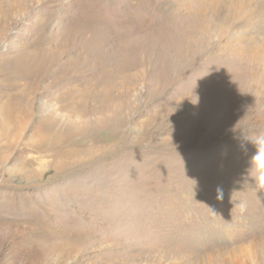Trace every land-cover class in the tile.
<instances>
[{"label":"rangeland","instance_id":"rangeland-1","mask_svg":"<svg viewBox=\"0 0 264 264\" xmlns=\"http://www.w3.org/2000/svg\"><path fill=\"white\" fill-rule=\"evenodd\" d=\"M260 139L264 0H0V264H264Z\"/></svg>","mask_w":264,"mask_h":264},{"label":"clouds","instance_id":"clouds-1","mask_svg":"<svg viewBox=\"0 0 264 264\" xmlns=\"http://www.w3.org/2000/svg\"><path fill=\"white\" fill-rule=\"evenodd\" d=\"M256 151L250 159L248 175L254 180L258 192L264 191V139L255 140ZM217 199H223L222 189H217ZM241 212L245 211L246 204L241 201L236 205Z\"/></svg>","mask_w":264,"mask_h":264},{"label":"bare ground","instance_id":"bare-ground-1","mask_svg":"<svg viewBox=\"0 0 264 264\" xmlns=\"http://www.w3.org/2000/svg\"><path fill=\"white\" fill-rule=\"evenodd\" d=\"M37 17V16H36Z\"/></svg>","mask_w":264,"mask_h":264}]
</instances>
